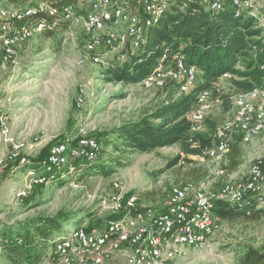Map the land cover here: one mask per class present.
Masks as SVG:
<instances>
[{
  "label": "rangeland",
  "instance_id": "rangeland-1",
  "mask_svg": "<svg viewBox=\"0 0 264 264\" xmlns=\"http://www.w3.org/2000/svg\"><path fill=\"white\" fill-rule=\"evenodd\" d=\"M260 3L264 11V4ZM4 8L12 6L4 5ZM260 24L264 26V15ZM5 34L9 37L14 33L8 29ZM82 40L81 30L72 24L57 30L53 40L37 34L28 41L15 42L12 45L14 63L0 67V229L64 214L68 220L52 233L54 238L87 225L90 220H104L109 215L105 205L115 181L136 194L139 202L154 206L166 198L171 187L182 181L210 192H217L221 187L215 165L206 159H192L191 163L179 159L169 167L182 156L177 145L129 154L124 159L130 158V161L125 160L122 167L107 176L91 173L88 168L96 162L89 161L88 166L76 173L71 170L60 181L32 182L28 166L47 145H74L81 132L96 139L106 131L150 114L168 100L169 92L146 90L140 82L106 81L104 68L85 60ZM2 54L0 45V62ZM197 76L199 79V74ZM229 80L220 77L214 85L220 93L213 92L208 117L219 125L230 118L234 110L232 105L222 101V97L231 95ZM80 89L83 105L77 107ZM177 95L180 92L174 96ZM13 142H22L24 148L18 160L10 161ZM241 154L242 164L235 169L232 178L244 174L252 160L264 156V138L257 137L242 144ZM17 163L21 167L14 169ZM227 165L228 158L226 169ZM196 168L202 170L201 178L190 179ZM228 173L231 172L228 170ZM19 192H24V196L17 197ZM260 207L264 208V202ZM104 223L105 220L101 225ZM249 248L264 252V217L251 222L221 221V228L212 236L209 246L203 250L189 249L187 257L178 264H238L240 256ZM50 250L49 246L42 250L39 264H45ZM0 264H7L1 250Z\"/></svg>",
  "mask_w": 264,
  "mask_h": 264
},
{
  "label": "built area",
  "instance_id": "built-area-1",
  "mask_svg": "<svg viewBox=\"0 0 264 264\" xmlns=\"http://www.w3.org/2000/svg\"><path fill=\"white\" fill-rule=\"evenodd\" d=\"M187 1L183 0L182 8ZM260 2L201 0L213 13L231 8L234 16L242 12L257 14ZM176 3L177 0H88L80 12L70 6L63 11L65 20L82 32L85 60L105 69L124 61L128 51L139 49L146 42L149 29L159 24ZM48 11L50 15L55 13L52 9ZM32 12L31 9L0 8L1 68L14 63L12 45L15 42L28 41L48 27L45 20L33 23L25 20ZM8 29L14 33L12 36H6ZM197 74V69L187 66L177 52L170 57L163 55L154 73L141 80L140 85L146 90L162 89L173 82L178 84L180 94H188L196 84ZM222 78H231V75L223 74ZM219 90L214 86V90H203L196 95L189 114L191 134L204 130L213 92L219 94ZM230 99L233 114L217 127L214 146L203 155L193 157L197 161L206 159L213 163L217 177L228 174L224 165L236 136L240 137L241 145L257 137L264 138V87L247 93L235 92ZM82 105L83 90L80 89L76 106ZM23 148L22 142H13L8 159L18 160ZM98 151L96 140L81 132L74 145H54L49 150L47 163L49 167L59 169L70 160L91 161ZM29 172L34 184L47 181L37 177L35 172ZM263 187L264 156L252 160L240 178L228 179L217 192L191 184L173 186L157 206L139 202L136 194H130L115 181L105 205L106 211L114 217L105 220L101 228L87 230V225H80L64 236L56 237L45 264H178L187 257L189 249H206L212 236L219 232L221 220L213 213L216 200L240 207L254 203L260 206L264 202ZM21 196L24 192L17 194V197Z\"/></svg>",
  "mask_w": 264,
  "mask_h": 264
},
{
  "label": "trees",
  "instance_id": "trees-1",
  "mask_svg": "<svg viewBox=\"0 0 264 264\" xmlns=\"http://www.w3.org/2000/svg\"><path fill=\"white\" fill-rule=\"evenodd\" d=\"M87 1L0 0V8L10 5L20 10H34L25 20L31 23L45 20L48 27L40 31L38 36L53 40L57 30L70 25L65 20L63 10L70 6L80 12V8L87 6ZM260 1L264 4V0ZM182 3L183 0H177L161 22L149 29L146 42L139 49L128 51L124 61L105 68L103 78L108 82L139 83L154 73L163 55L170 57L177 52L183 56L187 66L197 69L200 78L197 76L196 84L188 94L177 97L174 95L179 92L178 84L169 82L161 89L169 92L168 100L156 106L150 114L98 135L95 140L99 151L90 161L91 164L96 162L95 166L88 168L91 173L107 176L115 168L122 167V163L129 162L130 158L124 159L129 154L149 153L156 148L176 145L182 156L171 162L169 167L179 159L191 163L194 156L203 155L214 146L215 132L219 126L216 121L207 117L202 132L190 133L189 114L194 108L196 95L203 90H214V85L223 74L231 75V95L264 87V27L260 24L264 11L261 6L257 14L242 12L239 16H234L231 8L213 13L201 0H188L184 8ZM48 9L55 10V13L50 15ZM231 95L222 97L225 105L231 106ZM52 145H47L28 166L37 177L56 182L71 170L76 173L88 166L86 162L89 161L76 159L59 169L49 167L47 155ZM227 158L229 171H234L242 164L240 137L234 138ZM15 165L14 169L21 167L18 163ZM192 174L190 179H200L203 173L200 168H196L192 170ZM182 182L176 186L187 184ZM213 213L221 221L251 222L264 217V208L255 203L240 207L224 200H216ZM112 217L114 215L109 214L104 220ZM67 220L63 214L54 218H39L36 222L16 228L0 229V250L6 263L39 264L42 250L46 246L52 247L56 238L52 237V233L58 231ZM104 220H90L87 230L101 228ZM238 264H264V252L249 248L240 256Z\"/></svg>",
  "mask_w": 264,
  "mask_h": 264
},
{
  "label": "crops",
  "instance_id": "crops-1",
  "mask_svg": "<svg viewBox=\"0 0 264 264\" xmlns=\"http://www.w3.org/2000/svg\"><path fill=\"white\" fill-rule=\"evenodd\" d=\"M251 147V150L252 149H254L253 147H252V145L250 146ZM255 149H256V147H255ZM262 149V148H261ZM239 168V167H238ZM237 168V169H238ZM231 173H228V174H226L225 176H219V177H217V179H218V183H219V186H221L224 182H226L228 179H230V178H232L233 177V175L235 176V172H236V170H234V171H230ZM238 178H240V176H236V179H238Z\"/></svg>",
  "mask_w": 264,
  "mask_h": 264
}]
</instances>
